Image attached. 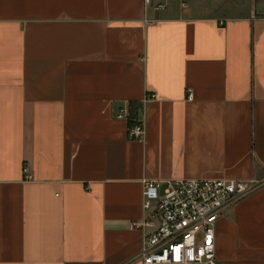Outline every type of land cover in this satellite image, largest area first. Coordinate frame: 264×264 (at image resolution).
<instances>
[{"label":"crops","instance_id":"obj_1","mask_svg":"<svg viewBox=\"0 0 264 264\" xmlns=\"http://www.w3.org/2000/svg\"><path fill=\"white\" fill-rule=\"evenodd\" d=\"M187 177L259 181L214 264H264V0H0V264H135L142 180Z\"/></svg>","mask_w":264,"mask_h":264},{"label":"built area","instance_id":"obj_2","mask_svg":"<svg viewBox=\"0 0 264 264\" xmlns=\"http://www.w3.org/2000/svg\"><path fill=\"white\" fill-rule=\"evenodd\" d=\"M186 97L191 98L190 90ZM114 116L126 117V107L118 108ZM143 131L137 120L129 126L128 136L141 139ZM258 182L254 178L187 177L165 179L161 185L158 180L143 179L141 215L129 222L142 231L132 262L214 264V221Z\"/></svg>","mask_w":264,"mask_h":264},{"label":"trees","instance_id":"obj_3","mask_svg":"<svg viewBox=\"0 0 264 264\" xmlns=\"http://www.w3.org/2000/svg\"><path fill=\"white\" fill-rule=\"evenodd\" d=\"M133 117H134V116L131 117V115H130V117H129V124L133 123V121H134V120L132 119Z\"/></svg>","mask_w":264,"mask_h":264}]
</instances>
